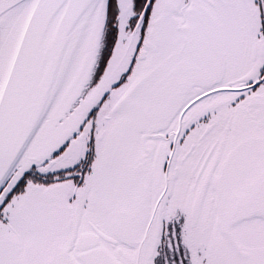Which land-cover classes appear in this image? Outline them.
<instances>
[{
  "label": "snow or ice",
  "instance_id": "6c2138e0",
  "mask_svg": "<svg viewBox=\"0 0 264 264\" xmlns=\"http://www.w3.org/2000/svg\"><path fill=\"white\" fill-rule=\"evenodd\" d=\"M0 264H264V0H0Z\"/></svg>",
  "mask_w": 264,
  "mask_h": 264
}]
</instances>
